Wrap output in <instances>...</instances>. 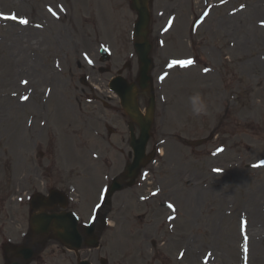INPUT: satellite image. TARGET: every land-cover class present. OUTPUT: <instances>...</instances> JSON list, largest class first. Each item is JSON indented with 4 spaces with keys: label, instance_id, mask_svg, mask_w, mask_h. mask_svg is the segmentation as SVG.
Here are the masks:
<instances>
[{
    "label": "rangeland",
    "instance_id": "1",
    "mask_svg": "<svg viewBox=\"0 0 264 264\" xmlns=\"http://www.w3.org/2000/svg\"><path fill=\"white\" fill-rule=\"evenodd\" d=\"M203 1L192 0L191 11L198 5L200 8L196 12L205 14V6H215L209 9L208 19L200 25L202 27L192 34L191 45L193 48L200 45L204 49L207 71L201 74L200 68L195 67L187 72L185 88L179 91L183 94L181 104L186 101L187 105L184 113L179 112L176 103L174 106L173 97V92L184 84H174L173 99L162 132L154 134L149 142V149L162 146L163 155L146 168L149 171L145 177L150 183L140 182L135 190L139 193L159 188L161 191L148 203L131 200L122 218L114 220L115 229L107 232L103 240L111 264H208L210 260H202L206 251H210L212 257L220 258V264H264L261 248L264 237L260 239L264 227L251 230L255 232V238L263 242L257 244L258 248H253L252 244L245 253L240 250L238 236L239 214L246 211L251 216L252 209L258 208L264 200V168H257L264 163V27H258L256 23L263 21L264 11L252 18L249 16V21L238 22L234 18L239 11L238 5H245L241 10L245 11L241 14L244 17L252 4L264 8V0ZM127 4L128 0H0V13L3 14L0 20L1 233L5 228L15 227L9 223L10 219H26L23 191L30 195L34 191H43V181L57 182L59 166L68 170L61 175L64 179L70 181V178L80 177L82 172L77 170L73 176L75 169L71 168H77L83 153H86L84 158L88 157V148L97 146L83 128L89 122L91 107L78 110L71 104L66 107L67 116L81 122L78 124V135L82 138L80 147H73L72 140L63 143L57 133V123L53 126L54 116L43 115V88H51L50 80L43 74V64L62 54L66 61H81L80 53H94V42L100 39V29L105 28L109 33L123 22L129 26L135 19ZM182 10H189V5ZM12 15L17 19L5 18ZM20 19L29 23L21 24ZM122 31L127 35V29L122 28ZM211 44L223 53V57L227 54L230 58L221 61L220 55L212 54L209 49ZM179 50L175 42H170L165 49L169 53ZM81 67H86L82 61ZM112 74L106 75L107 80ZM21 79L26 81L23 86ZM73 86L74 83L68 84L65 93ZM197 94L207 104L206 115L193 114V108L199 105ZM24 96L26 102L21 103L19 99ZM75 101L82 103L77 97ZM95 110L98 115L100 111ZM43 117L47 118L44 133ZM155 121H158L157 117ZM174 132H184L183 140L174 139ZM213 134V139L199 147L184 143V140ZM163 137L168 139L159 143ZM123 139H126L125 132ZM172 141L177 143L173 145ZM85 160L91 165V160ZM108 163L107 160L106 166ZM116 163L118 167L120 161ZM217 166L227 170L223 176L214 179L209 169ZM247 168L248 176L242 172ZM231 170H237L239 174L229 182ZM89 177L90 174L88 180ZM206 182L213 188L210 200L205 198ZM238 183L241 191L234 190ZM195 191H203L198 202L194 200ZM16 195L21 198L19 203L15 201ZM163 201H169L172 207H164ZM230 204H234L233 208H229ZM209 206L217 207V211L206 216ZM228 209L232 210L229 216L223 212ZM245 218L249 223L250 217L246 214ZM247 231L251 240V232ZM231 234L235 240L230 239ZM55 252L62 253V250L57 247ZM68 255L63 251L62 260ZM1 257L0 246V264Z\"/></svg>",
    "mask_w": 264,
    "mask_h": 264
},
{
    "label": "snow or ice",
    "instance_id": "2",
    "mask_svg": "<svg viewBox=\"0 0 264 264\" xmlns=\"http://www.w3.org/2000/svg\"><path fill=\"white\" fill-rule=\"evenodd\" d=\"M204 15L207 16L208 14L205 13ZM0 16H3V14L0 13ZM5 18L17 19V17L15 15H12L11 17H5ZM19 22L21 24H27L28 23V21L26 19H20ZM262 25H264V22H262ZM172 63L173 64H180L183 66H188V65H191L193 63V61L192 60H179V61H173ZM205 71H207V69H205ZM162 79H163V77H162ZM25 99H27V98H25ZM154 195H155V193H154ZM169 207H172V205H169ZM245 240H247V237H245ZM245 250L247 251V247L245 248Z\"/></svg>",
    "mask_w": 264,
    "mask_h": 264
},
{
    "label": "clouds",
    "instance_id": "3",
    "mask_svg": "<svg viewBox=\"0 0 264 264\" xmlns=\"http://www.w3.org/2000/svg\"><path fill=\"white\" fill-rule=\"evenodd\" d=\"M196 99L199 101V105L193 108V114L196 116L206 115L207 114V104L206 102L200 97L199 94L196 95Z\"/></svg>",
    "mask_w": 264,
    "mask_h": 264
},
{
    "label": "water",
    "instance_id": "4",
    "mask_svg": "<svg viewBox=\"0 0 264 264\" xmlns=\"http://www.w3.org/2000/svg\"><path fill=\"white\" fill-rule=\"evenodd\" d=\"M145 24V20L143 21V17H142V13H141V16L138 20V27H137V30L139 31L138 33L140 34L141 30L143 29V26Z\"/></svg>",
    "mask_w": 264,
    "mask_h": 264
},
{
    "label": "bare ground",
    "instance_id": "5",
    "mask_svg": "<svg viewBox=\"0 0 264 264\" xmlns=\"http://www.w3.org/2000/svg\"><path fill=\"white\" fill-rule=\"evenodd\" d=\"M256 219H260L261 221L260 222H264V213L262 214V218H260L257 214H256V217H255V220ZM253 223V222H252ZM252 223L250 224V226L252 227Z\"/></svg>",
    "mask_w": 264,
    "mask_h": 264
}]
</instances>
